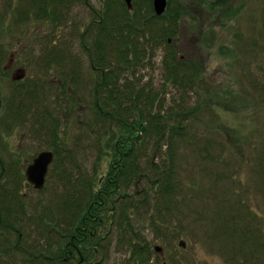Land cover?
Segmentation results:
<instances>
[{
    "label": "rangeland",
    "instance_id": "rangeland-1",
    "mask_svg": "<svg viewBox=\"0 0 264 264\" xmlns=\"http://www.w3.org/2000/svg\"><path fill=\"white\" fill-rule=\"evenodd\" d=\"M6 1L0 50L16 39L26 49L18 54L26 88L5 85L13 92L0 121V188L9 190L0 203L12 217L22 201L33 206L22 217L47 235L31 241L52 248L60 239L64 257L62 234L81 215L74 203L122 162L155 174L137 189L116 182L100 264H264V0H167L160 16L152 0H133L134 14L124 0ZM89 53L107 66L100 97ZM52 135L44 187L24 188L28 164L50 150ZM21 258L16 251L12 264Z\"/></svg>",
    "mask_w": 264,
    "mask_h": 264
},
{
    "label": "flooded vegetation",
    "instance_id": "flooded-vegetation-1",
    "mask_svg": "<svg viewBox=\"0 0 264 264\" xmlns=\"http://www.w3.org/2000/svg\"><path fill=\"white\" fill-rule=\"evenodd\" d=\"M2 5L6 4V0H2ZM85 3L88 4V0H85ZM92 8L91 6H89ZM9 7L0 6V28H4V24H2V21L5 20V22L8 20L7 17L9 15ZM36 31L39 29L37 27H34V30ZM43 29V28H40ZM29 30V28L26 29V31ZM20 39H18L19 41ZM13 46V48L6 53H3V50H0V121L2 118V115L6 113L7 107H8V101H9V95H10V101L12 99L11 94L13 89L17 90H23L26 87H24V84L22 83L25 80L26 77V71L24 68V61H20V55L19 53L25 51V48L18 47L17 39L13 40L12 43H9L8 46ZM88 51L89 47L85 46ZM19 48V49H18ZM92 54L89 55V60L91 62V69L93 71L100 73V82L96 84L95 87H93V93H95V96L98 94H104L105 90L108 86V80H107V66L105 62H102V65H95L92 59ZM21 78H18L21 76ZM18 83H21L19 86ZM5 85L7 86H13L11 89V92L8 93L5 89ZM99 87L101 90H99ZM41 88L43 89L42 92L45 91L44 85H41ZM67 93H69L71 96L70 98L74 97L75 89L72 87L67 88ZM41 92L39 95L37 94V103H39L38 107H43V101L45 100L44 96H41ZM103 102H96L97 109L100 110L101 113L103 110L102 106ZM74 104V103H73ZM72 104V106H73ZM53 136V135H52ZM55 136H53V143L50 142L49 145H52L50 148V151L52 150L54 154L55 145L57 148V143L55 141ZM23 136L20 138V148L16 150L17 154H20L21 149H23ZM52 140V139H51ZM136 141V139L134 140ZM130 144L131 142L128 141ZM121 146L125 147V142L121 144ZM19 151V152H18ZM46 151V150H45ZM15 153V152H14ZM115 167V166H113ZM111 167V169H114ZM1 170L5 171L4 167H1ZM117 168L114 170L115 172L112 174H106L99 178L98 182L103 181L104 178H108V181L114 182L117 180H120L118 177V174L116 172ZM120 170V168H118ZM26 171V170H25ZM25 174V173H24ZM25 178L24 188L26 189H33L35 191H41L42 189H35V186L28 182L26 175H23ZM23 180V178H22ZM118 183V182H117ZM138 186V183L137 185ZM138 188V187H137ZM136 188V189H137ZM9 189L7 187L0 188V192H7ZM11 190L15 192L17 195H25L24 192L21 193L19 191V187L14 188ZM91 192L86 194V197H89L88 203L90 204L88 208L87 215L85 218H83L82 225H79L75 228L74 233L71 234L70 241L66 244V248L64 250L65 256H62L61 251V245H60V239L56 240L54 242V245H52V251H50V247L42 246L40 244V240H33L31 241V238L35 237V232L38 237V239L41 240L44 239L40 235L41 228L40 224H37V222H30L26 221L27 219H24L19 213H21L23 210H25V207H28V202L22 201L23 208H17L18 215H14V217L10 216V212L7 207H4L0 203V264H12V257L13 254L16 251H19L17 249H20L22 258H21V264H44V259H52V264H61V259H63L65 262L70 260H77V264H100L103 262V258L105 256V247H104V241L106 240L107 231L105 230L106 227V221H105V215L102 209H95L93 210V205L99 206L104 203V196L103 193L97 194V199L93 198V194ZM130 196V194H128ZM15 209V208H13ZM9 212V213H8ZM54 217V216H53ZM35 223L37 225H35ZM35 227H34V226ZM40 225V226H39ZM37 229V231H36ZM43 232V230H42ZM48 233V231H46ZM15 235V236H14ZM57 239V238H56ZM22 241L26 242V245L22 244ZM37 242V243H35ZM25 244V243H24ZM84 248L85 250V256L81 252V248ZM16 250L14 253L12 252ZM47 254V255H44ZM51 254V256H49ZM161 257H163V250L162 252L158 253Z\"/></svg>",
    "mask_w": 264,
    "mask_h": 264
},
{
    "label": "trees",
    "instance_id": "trees-1",
    "mask_svg": "<svg viewBox=\"0 0 264 264\" xmlns=\"http://www.w3.org/2000/svg\"><path fill=\"white\" fill-rule=\"evenodd\" d=\"M72 1H77V2L81 1L82 2V0H72ZM215 3H218V1L215 0ZM131 13L134 14V12H131ZM42 15L44 16V15H48V14H42ZM103 21L104 20H102L101 22H98V23L101 25L103 23ZM100 30H102V26H101V29ZM122 39L124 41V38H122ZM125 39H126V37H125ZM131 44L136 48V42L134 41V39H128L127 38L126 39V45H131ZM137 52H139V50ZM89 55H90V53H89ZM136 56H138V55L136 54ZM173 61H175V62L177 61L178 63L176 64V66L173 65L174 63L172 64L173 65L172 66V71L174 72L175 75H178L179 77H182L181 78L182 81H185V78H184V75H183L184 73L181 71V64H180V62H182V61H179L176 56H173ZM124 65H126V64H124ZM124 65H122V66H124ZM107 80H108V78H107ZM188 81L189 82H192V80H188ZM99 95L100 94H98L97 96L100 97L101 95L100 96ZM123 97H125V94L122 95V98ZM132 166H133V164H131V166H129V167H126L125 165H123L122 162H120V165L117 167V170H116V172H117L118 177H119L120 180H117L114 183V182L108 181V178L105 177L103 181L98 182V183H100V187H99V190H97L96 192H94L93 198H96L97 199V194L99 192L100 193H103L104 203L101 204V205H99V206L93 205V210L99 209V211H100V209H102V211L104 212V215L106 216V211L108 212V210L110 208L108 206V201L111 200L110 196L113 194V191L112 190L114 189V186L117 185L116 182H120V181L121 182H125V181L133 182V185L137 188L138 187V186H136L137 183L139 184V182L140 183L142 182V179H140V177H142V176H153L155 174V173L145 172V171L141 170L140 168H138V166H135V167H132ZM118 168H120V170H118ZM114 169H112L111 170L112 172L111 173H108V174L114 173L115 172V171H113ZM156 175H157V173H156ZM130 179H133V180H130ZM146 180L149 182V179H146ZM164 184H165L164 187H167L166 182H164ZM92 190L93 189L91 188L88 192H84V193L87 194V193L91 192ZM164 190H166V189H164ZM124 195H126V193H124ZM85 200L87 201V199H85ZM78 201L79 200H77L74 203V206L73 207H75V208L73 210H75L77 207H80L81 210L78 213H81V215H79V217L77 218V215L78 214H77V211H76L75 216L73 215L74 216L73 223L75 224V227L72 230H69L68 229L66 232L64 231V234H62L63 237L68 240L67 243L70 241L71 234L74 233L73 230H75V228L78 227L79 225H82L81 223L83 221V218H85V216L87 215L88 208L90 206V204L88 203L89 201H87V203H86V201H85V203H83L82 202L83 200L80 201V202H82V204L76 205V204H78L77 203ZM131 203L132 202H129L128 205H130ZM66 204H68V206L70 205L69 203H66ZM62 232H63V230H61V233ZM132 233H134V232H132ZM17 250L20 251V249H17ZM15 251L16 250L13 249L12 252L14 253ZM50 251H52V248H50ZM81 252L85 256V250H84L83 247L81 248ZM44 255H47V254L44 253ZM49 256H51V254ZM44 260H45L44 264H52V259L51 258L50 259H44Z\"/></svg>",
    "mask_w": 264,
    "mask_h": 264
},
{
    "label": "water",
    "instance_id": "water-1",
    "mask_svg": "<svg viewBox=\"0 0 264 264\" xmlns=\"http://www.w3.org/2000/svg\"><path fill=\"white\" fill-rule=\"evenodd\" d=\"M129 11L133 10L132 0H124ZM153 9L156 15L160 16L165 13L167 8V0H152ZM19 76L18 78H21ZM54 159V154L52 151H42L34 158L31 164H28L25 174L28 182L35 186V189L39 190L44 187L46 181V173L48 172V167ZM179 245L185 247L186 242L180 240ZM162 247L157 245L155 251L162 252Z\"/></svg>",
    "mask_w": 264,
    "mask_h": 264
},
{
    "label": "bare ground",
    "instance_id": "bare-ground-1",
    "mask_svg": "<svg viewBox=\"0 0 264 264\" xmlns=\"http://www.w3.org/2000/svg\"><path fill=\"white\" fill-rule=\"evenodd\" d=\"M49 151V150H48ZM48 169H49V167H48ZM48 173V172H47ZM46 176H47V174H46ZM25 210H23L21 213H19L21 216L23 215L24 216V214H29L28 212H32V211H35V210H33V206H31V207H29L28 209H27V211H26V208H24ZM37 214V213H36ZM25 215V216H26ZM27 217H29V216H26V218ZM27 220H33V219H27ZM37 220V219H36ZM36 220H33V221H36ZM36 224V223H35ZM43 230V229H42Z\"/></svg>",
    "mask_w": 264,
    "mask_h": 264
}]
</instances>
